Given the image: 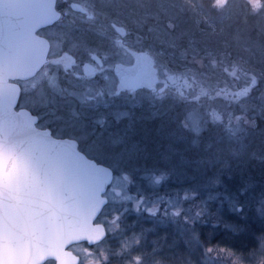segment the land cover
Returning a JSON list of instances; mask_svg holds the SVG:
<instances>
[{"label":"rangeland","instance_id":"obj_1","mask_svg":"<svg viewBox=\"0 0 264 264\" xmlns=\"http://www.w3.org/2000/svg\"><path fill=\"white\" fill-rule=\"evenodd\" d=\"M231 1L228 0L227 3ZM242 1L233 0L234 4ZM244 1L250 3L253 12L262 11L261 19L264 20V0ZM185 2L178 4L175 0H168V12H165L170 14L171 20L175 21L186 13ZM227 3L214 0V5L220 10L226 8ZM248 42L246 44H250L249 46L242 45L244 54L237 55L232 68L229 60L227 61V68L222 73L225 79L216 78V70L222 68V65L212 57L206 65L201 56H196L185 70H172L163 61L157 60L158 81L155 82V89H145L128 96L131 102L138 98L145 102L159 99L163 103L167 99L176 100L192 95L196 104L194 103L193 110L186 113L184 127L197 134L211 125H220L224 130L218 141L219 146L213 151L211 162L188 160L183 154H177L176 147L180 145L178 139L183 140L182 137L172 138L167 152L154 158L152 165H147L139 160L138 153L142 149L139 141L104 144L99 133L93 134L95 127L92 128L85 121L81 123L84 124L82 130L74 132L83 141V148L87 153L112 166L116 175L108 189L109 203L101 217L110 235L96 245L88 246L84 242L72 245L71 249L81 254L80 264H95L102 261L105 254L107 260L104 264H170L164 263L163 258L158 257L159 254L155 256L151 253L147 257L140 254L144 253L142 250L147 249L146 246L161 249V246L157 247L160 237L152 236L156 230L147 225L152 222H158L165 230L167 227L172 228L173 243L170 245L173 247L178 244L185 248L184 253L180 254V257H184L181 264H264V183L261 189L256 187V190L247 184L238 193L216 190L217 180L227 164L231 166V163L238 162L247 153L253 155L255 149L251 145L261 132L252 128L254 123L251 117L255 114L264 116V71L256 69V64L259 63L261 67L264 64V42ZM249 55L253 56L252 61ZM207 66L208 69L205 68ZM233 77L236 80L233 81ZM86 80L77 81L81 89L77 93L79 103L85 106L83 111L90 106L86 102L87 95L90 94L88 89H84ZM36 81L34 89H31L29 82H22L21 106L40 105V78ZM43 94L45 102L44 86ZM88 136L94 137L90 143L84 140ZM251 208L254 209L253 215L250 214ZM239 221L241 224L257 223L256 226L259 227L249 230L255 233L256 244L243 253L235 249L227 251L208 246L195 227L197 222L202 225L210 222L215 227L218 226V229L222 227L238 232L242 227L239 226ZM137 247L141 251L138 252ZM208 249L212 251L208 252ZM192 251L198 258L190 256ZM136 257H140V260L137 261ZM44 264L55 262L49 260Z\"/></svg>","mask_w":264,"mask_h":264},{"label":"flooded vegetation","instance_id":"obj_2","mask_svg":"<svg viewBox=\"0 0 264 264\" xmlns=\"http://www.w3.org/2000/svg\"><path fill=\"white\" fill-rule=\"evenodd\" d=\"M167 2L168 0H56L57 17L36 30L49 41L46 61L35 75L20 81L21 86L23 81H27L31 89H34L37 78H40L42 100L40 105L22 107L37 116L39 127L50 129L58 137L75 138L86 153L83 141L74 133L82 130L83 121L92 128L95 127L93 134L99 133L104 144L141 140L144 145L140 153L144 152L145 156L164 154L169 149L172 138H183L178 139L180 145L176 150L177 154L190 145L195 148L198 144L197 136L211 129L216 140H209L208 145L219 146L218 141L224 133L220 125H211L199 134L184 127L186 113L193 110L196 104L192 95L176 100L167 99L163 103L159 99L145 102L138 98L131 102L128 97L145 89H155V82L158 81L157 60L163 61L172 70H185L196 56H201L206 65L215 58L222 65V68L216 70L217 79H225L222 73L227 64L230 62L232 68L236 62L237 52L232 36L226 37L221 32L222 35L219 33L216 40L204 41V34L200 32L203 26L201 18L186 17L184 13L175 21L171 20L170 14L165 12L168 10ZM175 2L180 4L177 0ZM213 6L216 7L214 1ZM220 18L216 14L210 19L215 23ZM144 61L149 62L150 71L139 86H129L127 81L134 82L129 77L138 73ZM205 68L208 69V66ZM224 74L228 77L226 72ZM81 79H87L84 89L90 92L86 99L90 106L86 111H83L85 106L79 103L77 95L81 91L78 85ZM232 79L236 80L234 77ZM68 90L77 92L70 93ZM21 99L22 95L19 107ZM92 139L93 136H88L84 140L90 143ZM108 203L98 216V222H103L106 229L107 225L101 217ZM109 235L108 231L102 241ZM84 243L88 246L96 245Z\"/></svg>","mask_w":264,"mask_h":264},{"label":"water","instance_id":"obj_3","mask_svg":"<svg viewBox=\"0 0 264 264\" xmlns=\"http://www.w3.org/2000/svg\"><path fill=\"white\" fill-rule=\"evenodd\" d=\"M55 3L0 0V264H80L70 246L98 244L108 233L98 216L113 167L18 106L20 81L46 61L49 41L36 30L55 20ZM149 71L144 61L127 84L139 86Z\"/></svg>","mask_w":264,"mask_h":264},{"label":"trees","instance_id":"obj_4","mask_svg":"<svg viewBox=\"0 0 264 264\" xmlns=\"http://www.w3.org/2000/svg\"><path fill=\"white\" fill-rule=\"evenodd\" d=\"M183 1H186V17L198 16L201 18L200 22L203 26L201 27V31L199 28L198 31L204 34V41H214L218 36L222 35V33H224L226 37L232 36L235 45V52H237V55L244 54V50H242L241 47H243L242 45L244 44V46H249L250 44H246L248 41V43L253 40H263L264 42V20L261 19L262 11H258V13L253 12L250 9V3L248 1L245 2L243 0L240 4H234L232 0L230 3H227L225 6L226 8L222 10L213 6L214 0H200L201 2L199 3L191 0H177L179 3ZM194 8L195 11L193 12ZM216 14L220 15L221 18L217 19V21L214 23V20L210 18ZM205 25L206 27H204ZM219 33L221 34L219 35ZM249 58L251 59L250 61L253 60V56L250 57L249 55ZM263 65L261 67L259 63L256 64V69L260 70L259 72L264 71ZM251 119H253L254 123L252 128L255 127L256 129L261 130L251 145L254 147L255 150H253L255 152L252 156L250 153H247L244 155V158L241 160L239 159L238 162L234 164L231 163V166L227 164L225 169L226 171L224 170V172L220 175L219 180H217L218 186L216 190L223 192L226 191L227 193H238L241 189L246 187L247 184L252 189L256 190V187L261 189L262 184L264 183V116L255 114L253 117H251ZM213 133L214 132L212 129L204 131L203 134L197 136V146L194 148L191 147L192 145H190V147L186 149L184 148L181 154H183V156L188 160L192 159L211 162L213 151L217 147V144L213 146L208 145L210 142L209 140H216ZM139 142H141V140H139ZM141 145L143 146L144 142H141ZM176 148H178V146ZM144 154V152H141L140 156L138 157L140 158L139 160H143L147 165H152L151 161L154 158H158L160 156L152 154L145 156ZM253 212L254 209L251 208L250 214L253 215ZM247 223L243 222L241 224L240 222L239 226L242 227L240 230L237 228L238 232H231L228 229H222V227L218 229V226L215 227L213 223L210 222L205 223V225L198 224L197 222V226L195 227L198 230L201 239H204L205 244L208 246L224 248L227 251L229 249H235L237 252L240 251L243 253L256 244L255 233H252L249 230L255 228L257 223ZM148 225L154 227L153 229L156 230L155 235L152 236L160 237L158 239L159 243L157 247L161 246V249H157L156 247L150 248L149 246H146L145 248L147 249H143L142 251H144V253L140 254H142V256L145 255L146 257L150 256L151 253V255L154 254L155 256L159 254L158 257L163 258L164 263L181 264V262L184 261V257H180V254L184 253L185 248L184 246L181 247L178 244L174 245L173 247L170 245L172 242L171 240L173 239V236H171L172 228L167 227L165 230V228L158 222H152ZM256 228L259 227L256 226ZM136 250L138 252L141 251L139 247H137ZM191 253L192 254H190V256H192V258H198V256L195 255L193 251ZM152 261H154V259H152Z\"/></svg>","mask_w":264,"mask_h":264},{"label":"snow or ice","instance_id":"obj_5","mask_svg":"<svg viewBox=\"0 0 264 264\" xmlns=\"http://www.w3.org/2000/svg\"><path fill=\"white\" fill-rule=\"evenodd\" d=\"M253 83H255V80H253ZM207 251L208 252H211L212 249H208ZM106 260H107V256H104L103 257V260L102 261H99V264H104V261H106ZM136 260L139 261L140 260V257H136Z\"/></svg>","mask_w":264,"mask_h":264},{"label":"clouds","instance_id":"obj_6","mask_svg":"<svg viewBox=\"0 0 264 264\" xmlns=\"http://www.w3.org/2000/svg\"><path fill=\"white\" fill-rule=\"evenodd\" d=\"M228 2V0H223V3H227ZM105 256H106V254H105ZM136 259V258H135ZM95 264H99V261H97V262H95ZM130 264H132V262H130Z\"/></svg>","mask_w":264,"mask_h":264}]
</instances>
